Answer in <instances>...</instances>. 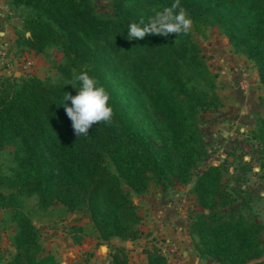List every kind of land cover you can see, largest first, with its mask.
I'll return each instance as SVG.
<instances>
[{
  "label": "trees",
  "instance_id": "1",
  "mask_svg": "<svg viewBox=\"0 0 264 264\" xmlns=\"http://www.w3.org/2000/svg\"><path fill=\"white\" fill-rule=\"evenodd\" d=\"M174 0H112V17L96 15L92 0H9L30 11L26 33L15 41L34 55L55 47L66 62L62 81L34 76L7 77L0 84V152L16 148V166L0 178V207L13 211L15 253L5 264H53L40 256L36 228L24 212L23 196L38 207L62 205L84 212L99 240L134 241L141 236L131 194H144L153 182L161 190L189 183L195 163L206 156L199 115L220 101L193 36L188 32L147 34L127 39L131 22L147 23ZM192 25L215 26L233 50L252 62L264 86V0H179ZM179 9H177L178 11ZM87 71L110 95V123L94 122L77 136L63 91L75 74ZM13 79V80H12ZM14 80L21 82L14 88ZM70 105V101L67 102ZM218 167H208L191 189L202 212L190 224L199 259L215 264H247L264 257L262 227L248 222L226 195ZM1 238V235H0ZM145 264H168L157 249ZM111 264H128L117 247ZM253 264H264V260Z\"/></svg>",
  "mask_w": 264,
  "mask_h": 264
},
{
  "label": "rangeland",
  "instance_id": "2",
  "mask_svg": "<svg viewBox=\"0 0 264 264\" xmlns=\"http://www.w3.org/2000/svg\"><path fill=\"white\" fill-rule=\"evenodd\" d=\"M92 2L96 15L113 16L112 0ZM28 15V9L0 0V48H6L14 59L25 58L33 63L21 78L34 76L52 83L61 82L57 66L66 60L58 48L47 47L42 54L34 55L15 43L17 38L26 35ZM187 32L193 36L214 76L215 93L221 103L216 110L199 115L206 156L195 163L189 183H173L161 190L151 182L144 194H131L141 218L137 226L141 236L134 241L112 238L103 243L84 212L70 213L60 204L42 210L36 196H23L24 212L38 232L41 257H52L53 264H111L112 252L122 247L128 264H145L146 253L154 249L160 252L167 239L177 241L182 253L184 244L175 233L180 231L183 241L189 240L193 247L197 239L189 233V227L202 209L191 189L196 177L211 166L221 170L222 184L227 197L233 199L234 208L248 222L261 225L264 245V86L259 82L255 65L236 53L217 27L191 24ZM7 77H11L9 71L0 68V84ZM13 83L15 89L21 84L19 80ZM68 83H74H66L74 89ZM15 154V147L1 150L0 178L11 175L16 166ZM0 192L8 191L0 186ZM152 204H156V209ZM16 231L13 211L0 207V264H5L15 253ZM166 260L174 264L178 258Z\"/></svg>",
  "mask_w": 264,
  "mask_h": 264
},
{
  "label": "clouds",
  "instance_id": "3",
  "mask_svg": "<svg viewBox=\"0 0 264 264\" xmlns=\"http://www.w3.org/2000/svg\"><path fill=\"white\" fill-rule=\"evenodd\" d=\"M177 9H179L177 11ZM192 24L187 11L174 0L170 7L158 11L147 22H131L127 26V39H142L147 34H162L187 32ZM74 79L79 82L76 94L63 91L60 105H63L67 116L72 121V127L77 136L89 134L88 129L94 122L110 123L113 109L109 103L110 95L106 88L87 71L75 74ZM71 102L70 105L67 102Z\"/></svg>",
  "mask_w": 264,
  "mask_h": 264
},
{
  "label": "built area",
  "instance_id": "4",
  "mask_svg": "<svg viewBox=\"0 0 264 264\" xmlns=\"http://www.w3.org/2000/svg\"><path fill=\"white\" fill-rule=\"evenodd\" d=\"M33 65L30 60L21 58L19 60L10 57L6 48H0V68H5L9 71L10 76L15 77L17 74L25 75ZM244 76V75H242ZM160 254L166 259H174V264H185L182 253L179 252V245L177 241L170 239L165 240L163 247L160 249ZM180 257V258H179Z\"/></svg>",
  "mask_w": 264,
  "mask_h": 264
},
{
  "label": "crops",
  "instance_id": "5",
  "mask_svg": "<svg viewBox=\"0 0 264 264\" xmlns=\"http://www.w3.org/2000/svg\"><path fill=\"white\" fill-rule=\"evenodd\" d=\"M156 204H158V202H156ZM156 204L155 205L152 204L153 205L152 207L154 209H156ZM168 222H170L171 225H175V226L178 225L177 222H173V223L172 221H168ZM175 235H176V238H179V241L182 242V244H184V250L182 252V256H183L185 264H215L209 260L199 259L196 256V253L194 252L193 247H191L190 241L185 240V239L183 241V237L181 236L180 231H176Z\"/></svg>",
  "mask_w": 264,
  "mask_h": 264
},
{
  "label": "water",
  "instance_id": "6",
  "mask_svg": "<svg viewBox=\"0 0 264 264\" xmlns=\"http://www.w3.org/2000/svg\"><path fill=\"white\" fill-rule=\"evenodd\" d=\"M26 37H29V33H26ZM15 77H16V78H21V77H23V75H21V74H17V75H15ZM263 260H264V257L259 258V259H257V260L250 261V262H248L247 264H253V263H256V262L263 261Z\"/></svg>",
  "mask_w": 264,
  "mask_h": 264
}]
</instances>
